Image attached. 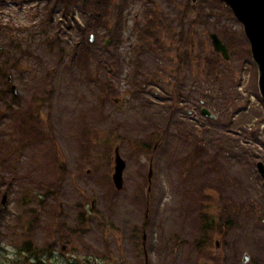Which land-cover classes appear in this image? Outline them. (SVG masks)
Returning <instances> with one entry per match:
<instances>
[{
	"label": "rangeland",
	"instance_id": "1",
	"mask_svg": "<svg viewBox=\"0 0 264 264\" xmlns=\"http://www.w3.org/2000/svg\"><path fill=\"white\" fill-rule=\"evenodd\" d=\"M260 162L259 70L219 0H0V264H264Z\"/></svg>",
	"mask_w": 264,
	"mask_h": 264
},
{
	"label": "water",
	"instance_id": "2",
	"mask_svg": "<svg viewBox=\"0 0 264 264\" xmlns=\"http://www.w3.org/2000/svg\"><path fill=\"white\" fill-rule=\"evenodd\" d=\"M194 3L197 0H192ZM228 8L232 10L235 17L243 24L246 37L251 45L252 57L259 69V89L264 100V0H221ZM94 37H91L93 41ZM213 46L217 52H220L226 60L229 59V52L226 45L220 40L216 34L211 35ZM9 82H13L12 76L9 77ZM14 94H18V89L12 86ZM203 113L210 117L216 118L208 110L203 109ZM126 168L125 161L121 158L118 149L116 150V167L113 177L116 187L121 190L124 187L123 172ZM258 169L264 179V163L258 164ZM153 171H150V180L152 179ZM7 202V194L4 195L2 207H5ZM95 206V202L93 203ZM219 245V244H218ZM1 246V243H0Z\"/></svg>",
	"mask_w": 264,
	"mask_h": 264
},
{
	"label": "trees",
	"instance_id": "3",
	"mask_svg": "<svg viewBox=\"0 0 264 264\" xmlns=\"http://www.w3.org/2000/svg\"><path fill=\"white\" fill-rule=\"evenodd\" d=\"M101 9L103 10L104 7L103 8L101 7ZM147 28H149V31H151L152 25L151 24L148 25ZM229 46H231V45H229ZM30 246H31V243L27 242L26 247H24V249H22V252L26 251L27 253L33 254V250H31Z\"/></svg>",
	"mask_w": 264,
	"mask_h": 264
},
{
	"label": "flooded vegetation",
	"instance_id": "4",
	"mask_svg": "<svg viewBox=\"0 0 264 264\" xmlns=\"http://www.w3.org/2000/svg\"><path fill=\"white\" fill-rule=\"evenodd\" d=\"M95 201H93L92 202V209H94L95 207H96V202H95V207H94V205H93V203H94ZM68 246L65 244V246H63V250H66V248H67Z\"/></svg>",
	"mask_w": 264,
	"mask_h": 264
}]
</instances>
